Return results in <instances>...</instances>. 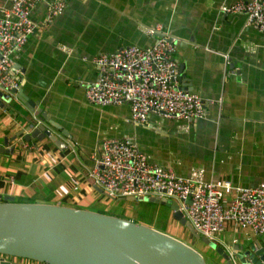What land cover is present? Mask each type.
I'll use <instances>...</instances> for the list:
<instances>
[{
	"label": "crops",
	"instance_id": "0c3cea01",
	"mask_svg": "<svg viewBox=\"0 0 264 264\" xmlns=\"http://www.w3.org/2000/svg\"><path fill=\"white\" fill-rule=\"evenodd\" d=\"M55 1L43 0L33 10L35 34L12 60L24 95L56 124L44 122L66 147L50 138L25 141L40 118L16 97L3 102L0 148L8 140L15 150L0 154V196L90 210L99 193L90 171L102 142L125 137L182 178L204 170L206 182L231 181L242 188L264 183V32L249 26L244 15L222 11L248 0H64L62 15L49 22ZM157 24L178 39L174 57L188 90L205 102L204 119L151 115L136 126L129 122V105L88 102L87 88L98 76L94 58L154 45L148 29ZM127 212L132 220V207ZM240 231L228 224L221 235L225 240ZM235 241L264 248V236L245 233L228 245Z\"/></svg>",
	"mask_w": 264,
	"mask_h": 264
},
{
	"label": "built area",
	"instance_id": "2783aa9c",
	"mask_svg": "<svg viewBox=\"0 0 264 264\" xmlns=\"http://www.w3.org/2000/svg\"><path fill=\"white\" fill-rule=\"evenodd\" d=\"M42 1L0 0V91L6 99L21 87L11 74L12 58L35 34L32 13ZM65 7L64 0H56L49 22L62 15ZM222 11L244 15L249 26L264 32V0L242 1L224 6ZM148 33L156 37L150 47L127 46L94 58L98 76L87 88L88 102L102 107L129 105V122L136 126L147 124L151 115L178 121L204 119L203 99L182 89L183 76L174 57L178 39L161 24L149 28ZM90 178L111 199L161 197L177 201L195 232L211 242L228 224L246 234L264 236V183L242 188L231 181L206 182L204 170H195L188 178L179 177L153 163L131 137L104 140ZM231 194L234 197L229 199ZM229 253L232 264H240L233 244Z\"/></svg>",
	"mask_w": 264,
	"mask_h": 264
},
{
	"label": "water",
	"instance_id": "95a60500",
	"mask_svg": "<svg viewBox=\"0 0 264 264\" xmlns=\"http://www.w3.org/2000/svg\"><path fill=\"white\" fill-rule=\"evenodd\" d=\"M180 70L183 74L182 65ZM14 73L13 68L11 74ZM182 81V89L188 90V80L182 77ZM11 93L40 118L39 126L32 125L26 131L29 134L25 141L50 138L57 147L65 148L44 122L54 127H57L56 124L42 110H36V104L24 95L22 87ZM6 96L0 91V107L5 109L7 107L3 102L9 104L13 100V97L6 99ZM4 146L6 149L0 148L1 155H9L15 150L8 148V140ZM95 188L105 194L98 186ZM114 200L169 207L175 220L186 226L195 238L216 250L225 264H232L230 253L223 246L195 232L180 212L177 201L161 197ZM245 245L240 242L233 245L239 263L264 264V248L260 243ZM24 260L47 264H207L196 249L143 223L86 209L48 203H20L13 196H0V264H22Z\"/></svg>",
	"mask_w": 264,
	"mask_h": 264
},
{
	"label": "rangeland",
	"instance_id": "374dc122",
	"mask_svg": "<svg viewBox=\"0 0 264 264\" xmlns=\"http://www.w3.org/2000/svg\"><path fill=\"white\" fill-rule=\"evenodd\" d=\"M97 194L98 199L96 200V203L91 207H87L88 209L90 207V211L128 219L127 206L132 207L136 216L140 214L147 220L155 219V226L160 229V231L164 230L168 232L171 236L181 240L182 242L200 252L206 259L207 264H225L223 257L219 255L216 250L212 249L201 239L195 238L186 226H183L174 219L173 211L169 207L165 205L150 206L140 202H129L127 204L125 202H119L117 200L106 197L105 195H103V193ZM101 200L103 202H101ZM134 218L135 216L132 219ZM244 234L245 232L240 231L235 235H228L225 240L222 238V235H219L215 242L223 246L225 250L229 252L228 244L232 243V238L236 236L241 237L244 236Z\"/></svg>",
	"mask_w": 264,
	"mask_h": 264
},
{
	"label": "trees",
	"instance_id": "16d2710c",
	"mask_svg": "<svg viewBox=\"0 0 264 264\" xmlns=\"http://www.w3.org/2000/svg\"><path fill=\"white\" fill-rule=\"evenodd\" d=\"M146 205H150V206H157V205H159V204H151V203H145ZM134 222H138V223H143V224H146V225H149V226H151V227H154L155 229H157V230H160V229H158L156 226H155V224H156V222H155V219H151V220H147V219H145L143 216H141L140 214L139 215H135V218L134 219H132ZM162 232H165V233H167L166 231H164V230H161Z\"/></svg>",
	"mask_w": 264,
	"mask_h": 264
}]
</instances>
